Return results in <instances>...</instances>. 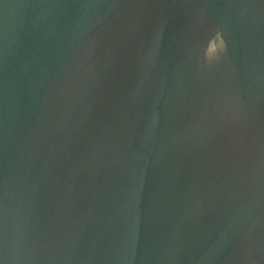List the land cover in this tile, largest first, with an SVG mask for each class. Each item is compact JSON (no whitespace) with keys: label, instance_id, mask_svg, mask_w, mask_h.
<instances>
[{"label":"water","instance_id":"obj_1","mask_svg":"<svg viewBox=\"0 0 264 264\" xmlns=\"http://www.w3.org/2000/svg\"><path fill=\"white\" fill-rule=\"evenodd\" d=\"M0 264H264V0H0Z\"/></svg>","mask_w":264,"mask_h":264},{"label":"clouds","instance_id":"obj_2","mask_svg":"<svg viewBox=\"0 0 264 264\" xmlns=\"http://www.w3.org/2000/svg\"><path fill=\"white\" fill-rule=\"evenodd\" d=\"M226 43L223 34L217 31L215 35L209 39L207 47L204 51V59L208 63H212L214 60H219L220 54L225 50Z\"/></svg>","mask_w":264,"mask_h":264}]
</instances>
